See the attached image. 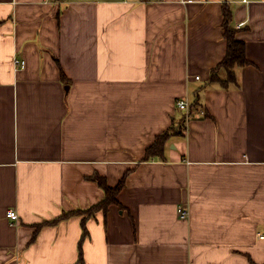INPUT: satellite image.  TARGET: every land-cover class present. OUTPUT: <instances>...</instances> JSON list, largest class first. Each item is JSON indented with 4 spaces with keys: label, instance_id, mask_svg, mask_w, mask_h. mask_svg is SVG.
Wrapping results in <instances>:
<instances>
[{
    "label": "crops",
    "instance_id": "0c3cea01",
    "mask_svg": "<svg viewBox=\"0 0 264 264\" xmlns=\"http://www.w3.org/2000/svg\"><path fill=\"white\" fill-rule=\"evenodd\" d=\"M224 7L251 63L228 89ZM125 176L87 236L61 219ZM260 236L264 0H0V264H264Z\"/></svg>",
    "mask_w": 264,
    "mask_h": 264
},
{
    "label": "trees",
    "instance_id": "16d2710c",
    "mask_svg": "<svg viewBox=\"0 0 264 264\" xmlns=\"http://www.w3.org/2000/svg\"><path fill=\"white\" fill-rule=\"evenodd\" d=\"M223 15L224 22L222 28L224 30V37L228 43V51L227 56L223 60V62L212 71L211 83L219 84L220 86H222V88L228 89L229 85L235 83L236 81V69L248 67L251 65V63L247 57L246 44L236 38L238 32L232 26L233 14L229 7H224ZM222 73H225L227 75L225 79L221 77ZM63 78L65 80V76H63ZM195 109L196 104H191L192 113ZM172 135L173 133L171 134L170 131L158 136L155 142L146 150L144 161L149 162L151 160L163 159L167 143L171 139ZM126 178L127 176H125L115 188L110 187L105 178H94V180L99 184L100 188L104 191L105 198L98 205L93 206L86 211L67 213L64 214L61 219L83 217L84 219L82 221V224L84 227V235L87 236V221L94 217L96 214L103 213L104 217L107 218L109 210L112 206H118L121 210H124L123 206L120 205L119 195L125 188Z\"/></svg>",
    "mask_w": 264,
    "mask_h": 264
},
{
    "label": "built area",
    "instance_id": "2783aa9c",
    "mask_svg": "<svg viewBox=\"0 0 264 264\" xmlns=\"http://www.w3.org/2000/svg\"><path fill=\"white\" fill-rule=\"evenodd\" d=\"M14 67L17 69L24 70V68L26 67V62L16 59V60H14ZM177 107L180 111L185 113L187 119L191 118V116L193 115L192 110H191V105L189 104L188 101L182 100V101L178 102ZM179 213H180V217L182 220L188 219L189 213L186 209L181 208ZM9 218L12 221H17L18 220V214L15 211L11 210L9 212ZM260 240H264V236H260Z\"/></svg>",
    "mask_w": 264,
    "mask_h": 264
}]
</instances>
